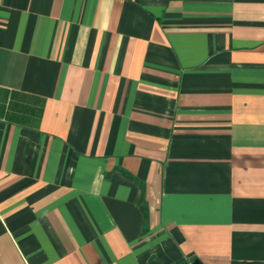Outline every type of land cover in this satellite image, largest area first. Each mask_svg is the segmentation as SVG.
I'll return each mask as SVG.
<instances>
[{
	"label": "crops",
	"instance_id": "obj_1",
	"mask_svg": "<svg viewBox=\"0 0 264 264\" xmlns=\"http://www.w3.org/2000/svg\"><path fill=\"white\" fill-rule=\"evenodd\" d=\"M0 264H264V0H0Z\"/></svg>",
	"mask_w": 264,
	"mask_h": 264
}]
</instances>
